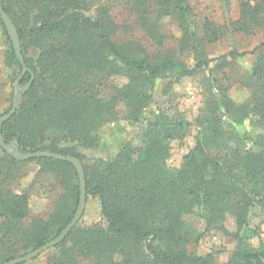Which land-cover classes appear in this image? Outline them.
I'll use <instances>...</instances> for the list:
<instances>
[{
    "label": "trees",
    "instance_id": "16d2710c",
    "mask_svg": "<svg viewBox=\"0 0 264 264\" xmlns=\"http://www.w3.org/2000/svg\"><path fill=\"white\" fill-rule=\"evenodd\" d=\"M125 2L132 25L157 48L165 41L160 20L175 18L181 30L179 52H190L194 66L187 67L171 54H149L136 40H122L121 25L107 6L88 14L90 0H0L16 28L24 63L34 75L15 113L1 126L4 142L15 140L21 152L48 151L77 158L85 175V199L99 200L106 224V228H82L77 223L61 243L46 250L52 252L48 264H213L212 255H189L184 249L189 242L185 217L191 214L205 225L202 233L193 231L196 240L216 228L237 241L225 264H264V243L256 248L246 245L254 234L248 225L249 210L255 204L264 209V43L252 51L258 54L245 82L251 92L249 100L235 105L224 90L209 99L196 119L200 131L195 146L183 156L181 167L171 172L165 166L169 144L183 139L190 123L176 108L158 107L145 118L154 84L171 73L192 77L206 68L208 62L199 49L205 41L217 42L220 34L204 20L203 36H199L189 0ZM239 19L235 30L245 31L251 25L263 29L264 0H242ZM0 27L8 41L6 61L18 68L20 76L21 65L1 20ZM244 55L234 50L222 54L212 71L227 67V57ZM29 76L27 72L18 77L19 85L27 83ZM121 77L126 82L118 86L115 80ZM216 83L217 79H208L210 91ZM120 103L126 108L125 120L145 124L140 145L130 142L114 158L84 163L87 159L77 147L99 146V131L117 121ZM224 120L229 127L248 120L263 133L248 145L251 138L224 128ZM212 148H221L223 155L212 154ZM0 150V232L9 241L11 236L19 237L20 223L28 213L27 195L12 192V175L2 165L39 163L59 179V185L70 184L72 209L69 213L61 210L64 197L58 198L50 217L54 225L50 235L46 232L51 224L41 219L33 220L29 234L22 235L31 250L38 249L57 237L75 214L79 201L76 171L66 161H17ZM227 217L236 224L235 232L226 230Z\"/></svg>",
    "mask_w": 264,
    "mask_h": 264
},
{
    "label": "rangeland",
    "instance_id": "374dc122",
    "mask_svg": "<svg viewBox=\"0 0 264 264\" xmlns=\"http://www.w3.org/2000/svg\"><path fill=\"white\" fill-rule=\"evenodd\" d=\"M242 0H189L192 10L193 19L195 20L199 36H203L202 26L204 20H209L214 29L220 34L217 42H204L199 49L202 59L208 62L206 68L197 70V74L192 77H179L171 73L166 78L156 80L152 90V103L146 110L145 118H149V112L156 108L163 110L176 108L181 112L190 126L186 136L181 140H173L169 144V157L165 162L166 168L174 172L181 167L182 158L194 146L200 131L196 123L203 110L205 103L209 99H213L220 91L224 90L225 94L234 102L235 105L246 103L250 98V90L246 87V79L252 73L253 61L257 56L252 53L256 47L264 43V28L253 27L245 31L235 30L234 24L238 22L240 16V3ZM245 1V0H243ZM254 3L260 0H249ZM98 6H107L115 23L121 25L120 38L122 40H136L144 47L149 54L161 53L173 55L182 60L187 67L194 66V59L190 52H179V39L181 38V30L178 21L173 18H163L160 20V31L165 37L163 47L157 48L151 39L146 36L136 26L132 25V16L129 14L128 5L125 0H90V11L88 14L94 15ZM123 24V25H122ZM131 24V25H130ZM242 24V22H241ZM236 27H239L237 25ZM8 49V41L3 29L0 27V117L6 114L10 108L13 98V83L18 76V68L6 61L4 53ZM238 53H246L243 57H227L229 65L221 71H212L216 64V59L222 54L229 51ZM217 79L218 83L213 84L214 88L210 91L208 87V79ZM120 86L126 82L125 78L115 80ZM18 93H21V86L18 87ZM22 98L19 100L21 103ZM18 108V107H17ZM117 121L105 125L99 131L100 144L96 149H82L77 147V151L81 152L85 157L84 163L91 164V160L102 158H114L121 150L122 146L127 143L140 145L139 135L145 126L144 122L131 123L124 119L126 108L123 103L116 107ZM224 128L234 129L241 136L251 138L247 144L251 145L252 139L257 138L263 132L257 125L248 120L243 124H233L227 126L224 120ZM15 140L10 141L9 145H13ZM212 154L219 151V155H223L221 148H212ZM221 152V153H220ZM28 153V152H22ZM8 154V153H7ZM10 155V154H8ZM0 156L2 152L0 150ZM2 165L4 171H8L12 175L10 180L11 190L18 195H27L26 218L21 221L19 237L11 236V241L0 232V264L6 262L8 258H17L25 255L33 250L30 249L29 242L22 237L28 235L31 222L35 219L52 222L50 217L54 215L57 200L64 197L60 208L67 209V213L72 209L74 198L68 195L69 183L65 185L58 184V178L49 172L48 167L35 162H26L24 164L13 167ZM8 168V169H6ZM56 206V207H55ZM78 206V205H77ZM77 209V208H76ZM76 212V211H75ZM187 227L185 234L189 237V242L185 245V251L189 255L205 257L212 255L213 264H225L232 252L237 247V241L229 236L223 235L216 228L205 233L201 238L196 240L193 231L202 233L205 225L197 215L191 214L185 217ZM248 225L254 232L252 237L247 241L246 245L258 247L260 243H264V209L257 204L250 208L248 213ZM51 224V223H50ZM225 228L229 232L236 231V224L232 218L227 217L225 220ZM79 227L101 226L106 228V224L101 216L100 202L97 198L87 197L85 199L84 210L80 220ZM54 229V225H50L46 234L50 235V231ZM51 251H44L33 261L25 264H48V257ZM119 262L116 257L114 259Z\"/></svg>",
    "mask_w": 264,
    "mask_h": 264
},
{
    "label": "water",
    "instance_id": "95a60500",
    "mask_svg": "<svg viewBox=\"0 0 264 264\" xmlns=\"http://www.w3.org/2000/svg\"><path fill=\"white\" fill-rule=\"evenodd\" d=\"M0 20L2 21L3 27L11 42L16 60H18L21 65L20 76H23L27 72L30 73V76H29L30 79L27 83L23 85H19L18 80L20 76H18L19 78L17 77V79L13 83V98H12L11 108L6 114L0 117V147L3 151L10 154V156L17 161H26V160L33 159V158H51L55 160L69 162L72 164V166L74 167L76 171L78 183H79V201H78L76 212L73 218L71 219L70 223L62 230V232L57 237L45 243L38 249H35L25 255H22L17 258L6 261L4 263H1V264H21V263H25V262H28L34 259L35 257L39 256L45 250L61 243L63 239L68 235L69 231L78 223V221L80 220L82 216L84 205H85V197H86L85 175H84V170H83V166L81 162L73 156H64L61 154L52 153L48 151H37L34 153H22L19 150V146L16 141L13 143V145H9L4 142L3 136L1 134V126L4 122L10 119L12 115L15 113L18 107V104H19V100L22 98L24 92L27 91V89L31 86L33 79H34L33 77L34 75L31 73L29 68L24 63L23 56L21 53V48H20L19 37L16 31V28L13 22L11 21V19L9 18V16L3 11L1 5H0ZM20 86H21V93H18V87Z\"/></svg>",
    "mask_w": 264,
    "mask_h": 264
}]
</instances>
